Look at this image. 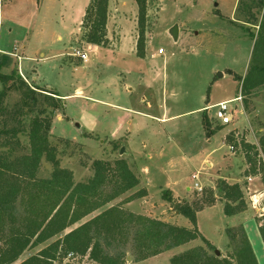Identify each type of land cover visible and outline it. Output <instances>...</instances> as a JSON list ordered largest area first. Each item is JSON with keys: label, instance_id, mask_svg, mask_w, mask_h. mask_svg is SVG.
Segmentation results:
<instances>
[{"label": "rangeland", "instance_id": "1", "mask_svg": "<svg viewBox=\"0 0 264 264\" xmlns=\"http://www.w3.org/2000/svg\"><path fill=\"white\" fill-rule=\"evenodd\" d=\"M117 1L110 8V28L113 33H116L119 30V19L126 18L128 24L123 27V30H128L133 35V20L135 17L138 20V3L136 0H125L124 7L120 8L119 0ZM133 1L137 4V11L134 9ZM260 1L148 0L146 54L144 57L137 56L139 64H148L150 79L153 80V93L146 92L143 87H137L140 83L138 80L137 88L130 94V105L144 113L162 115L166 112L174 118L167 124H161L138 111H125L68 96L66 107L55 116L51 128V143L58 147L61 166L73 171L76 182L87 181L93 175L94 160L125 158L124 153L120 152L121 148L126 146L125 142L122 139H110L117 134H125L131 151L140 154L136 156V159L141 162L145 160L148 165V173L144 179L147 191H149L146 199L145 197L135 199L129 205L124 204L125 208L159 219L173 217V213L179 212L163 199L164 190H170L177 198L179 196L190 203L201 202L208 188H212L211 180L216 177L217 170L221 169V173L229 179L228 181L225 179L228 183L238 182L242 186L247 202L245 211H248L250 216L246 221L255 225L256 219H263L264 216H259L261 211H256L252 207L251 193L247 189V177L251 174L247 173L249 166L246 158H242L244 154L241 148L236 146L231 149L240 158L236 160L226 145V142L231 145L232 140L240 143L243 138L251 143L257 141L255 144H258L260 135L264 131V87L251 95H244L242 94V82L237 79V75L243 77L248 70L254 46V35L258 33L256 18L260 20L264 11L260 7ZM61 7L60 4L59 6L56 4L54 6L56 14L53 11L52 16L56 15L59 18ZM174 25L179 26L180 37L177 41L171 34ZM136 29L139 36L138 24ZM147 34H149L148 46ZM78 40L77 50L81 52L84 42L80 37ZM113 41H116L115 36L112 41L108 39V43L101 47L106 51L114 50L116 46ZM52 47L57 49L58 45L53 43ZM160 48L164 50V53H159ZM155 53H157L156 57ZM35 55H38L37 58L41 57L38 52ZM109 58L110 54L104 52L93 55L92 61L96 62L94 64L96 68L89 74L83 70L73 71L72 68L62 66L58 59L49 60L36 67L35 63L28 59L23 63L24 73H22L18 58L13 56V64L4 71L10 72L13 67L18 66L20 74L25 76L31 87L50 91L57 89L63 95L72 94L75 80L101 82L98 79L101 75V78L106 81V90L113 91L118 64ZM33 68L36 69L35 73ZM220 72L223 76L219 74ZM2 89L3 85L0 82V90ZM143 93L154 102L153 109L141 102L140 95ZM109 94L110 92H104L101 97L108 98ZM24 96V89L12 86L8 90L6 100L8 105L13 107L22 102ZM236 97H242V102L233 101L231 103L232 108H236L234 122L225 126L217 124L214 117L216 108L213 105ZM199 108L202 109L199 110ZM97 111L101 112L100 119H98ZM204 115L213 128L218 126L222 129L214 133L211 143L204 141L202 145L192 144V138H195L200 129L204 127ZM85 120H89L90 124L85 123ZM82 122L84 126H93L94 131H84L85 127H80ZM77 123L80 124L77 125ZM227 131L225 142L224 135ZM19 136L23 145H28L27 135L21 133ZM190 153H195V156L192 158L191 155L188 160L185 155L188 156ZM208 153L211 154L209 160L213 162L212 167L204 161ZM169 156L176 158L178 165L174 167L167 165L165 160ZM229 164L231 166H228ZM229 167H231V172L228 176ZM52 171V164L44 159L39 176L48 177ZM195 174H198L203 190L194 188L193 176ZM253 176L262 179L261 174ZM218 180H215L213 188L217 201L203 206L197 212L198 228L205 238L215 244L216 250L226 247L229 241L226 228L235 226L239 220L244 222L245 219L241 217L239 219L235 215H226L224 211L226 200L219 194ZM140 187H142L141 184L137 188ZM252 187L256 189L254 185ZM137 188L121 195L106 207L120 202ZM104 208L86 216L81 222L89 220ZM262 208H264V201ZM174 220L171 223L191 226L190 220L182 214ZM252 237L255 252L261 264H264V248L257 238L255 239L253 235ZM196 243L203 244V240L198 239ZM41 245L27 249L19 261L44 246V244ZM112 251L115 250L112 249ZM173 253V251L164 252L153 261V264H172ZM127 255L129 256L127 264L143 262V260L134 261L131 250L127 252ZM54 264L99 263L88 255L76 254L73 258L61 255Z\"/></svg>", "mask_w": 264, "mask_h": 264}, {"label": "trees", "instance_id": "2", "mask_svg": "<svg viewBox=\"0 0 264 264\" xmlns=\"http://www.w3.org/2000/svg\"><path fill=\"white\" fill-rule=\"evenodd\" d=\"M136 1L139 7L137 55L144 57L148 0ZM260 3L264 9V0ZM109 4L110 0H91L87 7L83 25L88 29L84 34L88 43L99 46L108 43ZM256 21L258 33L254 35L248 70L243 77L237 75L244 95L264 87V11L262 18ZM12 64L13 56L0 52V82L3 85L0 90V264H54L61 255L70 252L88 255L99 264H127L129 250L134 261H142L196 239H202L204 244L173 255L171 263L259 264L243 224L226 228L231 249L227 255H218L216 247L200 232L197 212L216 201L213 188H208L201 202L191 203L164 190L163 199L186 216L191 226L125 208L124 204L148 195L144 187L106 207L140 186V177L126 158L96 159L89 180L76 182L73 171L61 166L58 147L51 143L53 119L64 110V98L56 91L31 87L18 66L10 72L4 71ZM12 86L25 90L24 100L13 107L6 100ZM203 125L207 136L222 129L213 128L205 115ZM21 133L27 135L28 145L21 142ZM232 142L231 145L241 148L246 158L247 173L261 174L264 181V131L258 144L245 138L240 143ZM44 159L53 166L48 177L39 176ZM218 188L226 200V215L246 210L247 202L240 183L219 179ZM102 208L92 218L81 222ZM261 220L259 231L264 241V218L258 221ZM53 237L57 238L18 261L27 249L38 247Z\"/></svg>", "mask_w": 264, "mask_h": 264}, {"label": "crops", "instance_id": "3", "mask_svg": "<svg viewBox=\"0 0 264 264\" xmlns=\"http://www.w3.org/2000/svg\"><path fill=\"white\" fill-rule=\"evenodd\" d=\"M90 2L91 0H0V52L8 53L12 56L17 57L20 70L22 71V73H24L23 63L24 61H28V59H30V61H33L35 63L34 64L35 67L37 65H42L43 63H46L49 60L58 59L62 66L72 68L73 71L83 70L85 71L86 74L93 72L94 69L96 68L94 67V64L96 62L92 61L93 55H97L101 52L109 53L110 54L109 59L112 62H116L118 64V67H116L117 68L116 74L114 76L115 80H114V85H113L114 87L113 91L106 90V87H107L106 81L105 79L101 78V75L98 78L101 82H98V81L95 82V81H90V80H87V81L86 80H83V81L75 80V83L73 85L74 91L72 92L71 95H63L57 89H55V91L58 92L64 98L66 104H67L66 97L74 96L76 98H81L86 101L95 102L100 105H104L108 107H115L116 109H123L125 111H131V112L138 111L142 113L143 115H146L147 118L151 120L159 121L161 124H167L169 121H171V119L174 118V116H170L166 112H163L162 115L154 114L151 112L144 113L140 110L133 108L132 105H130L131 104L130 94H132L133 91L137 87H143L145 88L146 92L151 91V93H153V80L150 79V71L148 68V64H139V60L137 56V38H138V34H137L138 32L136 29L137 24H138L137 18L135 17V19L133 20V25H134L133 35H132V32L128 30L126 31L123 30V27H125L128 24L127 23L128 20L126 18L119 19V23H120L118 27L119 30H117L116 33H113L110 28L111 26L110 8L112 7V5L116 4L118 1L110 0L109 18H108V23H107V29H108L107 38L110 41H112L113 37L115 36L116 41H113V44H115L116 49L106 51L105 49H103V47L88 43L85 39H83L85 32L88 30L83 24H84V17L86 14V9L89 6ZM134 3H135L134 9L137 11V6H136L137 4L136 2ZM56 4L58 6L59 4L62 6L61 7L62 11L60 13L59 18L58 16L56 15L52 16L51 14L54 11V6ZM118 5L120 8L124 7L125 0L124 1L119 0ZM53 13H55V11ZM148 35L149 34H147V39H148L147 46L149 43ZM79 37L81 38V41L84 42V47L81 52H87L88 54V58L86 60L76 55L78 51L77 44L79 41L78 40ZM179 37H180V32H179ZM53 43L58 45L57 49H54L52 47ZM37 52L39 56H41L40 58H37L38 55H35ZM156 54L157 53L154 54L155 57H156ZM150 65L151 64L149 63V66ZM32 70H34V73H35L36 69L33 68ZM138 80L140 81L141 84L139 83L138 84L139 86L136 87L137 85L136 83L139 82ZM104 92H107V93L110 92V94L108 95V98L101 97L103 96L102 94ZM140 96H141L140 100L142 103H146L147 107L150 109L154 108V102L152 101V99H150L149 97L147 98L145 96V93H143V95H140ZM201 109L202 108H199V110ZM61 112L62 111L58 112L57 114ZM100 113H101L100 111H97L98 119H100ZM95 117L94 119H96ZM84 122L90 124L89 120L87 121L85 120ZM78 124L80 123H77V125ZM82 125H83V122L82 124H80V127H83V128L85 127V130L83 129L84 131H87V132L94 131L93 126L90 127V125H88L87 127V126H84V125L82 126ZM228 131L224 135L225 142H226V136H227ZM214 135L215 134L211 136H207L206 131L203 127L202 129H200L199 134L195 138H192L193 140L192 144L202 145L204 141L206 142L209 141L211 143L212 137ZM110 139H113V140L122 139V141L125 142L126 146L123 147L125 150L124 157L128 158L127 160H128L130 167L140 177L142 187H145L147 189L145 185L146 182L144 179L146 174L148 173L147 172L148 165L146 161L143 160V162H141L140 160L136 159V156L140 154H138L137 152L131 151L129 140L125 134H117L111 137ZM226 145L228 146L229 150L231 151V154L236 158V160L240 159L238 154H235L234 152H232L231 149L233 148L231 147V145H229L227 142H226ZM128 150H130L131 152H129ZM197 154L198 153H196V155ZM191 155L193 158L195 156V153H190V155L188 156L185 155V158L189 160ZM210 155L211 154L208 153V156L204 159V161H206V164L209 167H212L213 162L209 160ZM149 158H151V155H149ZM242 158L245 159L244 156ZM165 161H166V164L169 165L170 167H174L175 165H178L176 164L177 162L176 158H172L170 156L167 157ZM228 166H231V165L229 164ZM230 172H231V167L228 168V176L230 175ZM218 179H226L227 181L229 180L226 177V175L221 173V169H218L216 173V177H213V179L211 180L212 188L215 187L214 186L215 180H218ZM247 179H248L247 189L250 191L251 196L255 195V197L260 198L263 203L264 201V182L262 181V179H259L258 176H253V175L248 176ZM198 182H200L199 178H198ZM200 185L202 186L201 183ZM252 185H254L256 189H254ZM146 197L148 196H145V199ZM178 199H181V198H179L178 196ZM131 202L127 204L129 205ZM137 213H141V212H137ZM142 214H145V213H142ZM179 215H180L179 213H173V217H168V218L160 217V218L163 220L169 221V222H174L175 221L174 219L178 217ZM234 215L236 217H239V219L240 217L245 218L244 222L239 220V223L236 225H239V224L244 225L247 231V234L249 236V239L252 243V246H253V240H254L252 237L253 235L255 239L257 238L260 241L262 247L264 248V241L259 231V224H260L259 221L256 219L255 225L249 224L247 222L249 220L248 218L250 217L248 215V211H243V212H240ZM70 229H72V227L67 228L64 231V233H67L68 231H70ZM56 238L57 237H53L49 241L43 243L44 246L45 244H48L49 242L54 241ZM197 240L198 239L192 240L189 243L175 247L168 251H173L174 252L173 254L175 255L177 253H180V252H183L189 249L192 246L204 244V242L203 244L196 243ZM211 243L215 245L213 242ZM216 251H218L219 254L221 255H225L228 252H230L231 249L229 247V241L226 247L220 250L217 249ZM164 252L143 260L141 264H153V261L158 259L160 255L163 254ZM256 256L259 261V264H261L262 262L258 258L257 254ZM263 258H264V255H263Z\"/></svg>", "mask_w": 264, "mask_h": 264}, {"label": "built area", "instance_id": "4", "mask_svg": "<svg viewBox=\"0 0 264 264\" xmlns=\"http://www.w3.org/2000/svg\"><path fill=\"white\" fill-rule=\"evenodd\" d=\"M159 53H164V50L162 48H160ZM76 55L80 56L84 60H86L88 58L87 52L77 51ZM23 77L25 78L24 75H23ZM233 101L242 102V97H236L234 99L223 100V101H220L217 104L213 105L216 108L214 117L217 120V124L225 126V125H229L232 122H234V115H235L236 108H232V106H231V103ZM231 147L235 148V146H233V145ZM193 177L195 179L194 180L195 181L194 182V188L196 190H203V186H201L200 183L198 182V175L195 174ZM251 200H252V206L254 207V209L256 211H261L259 213V216L263 217L264 216V208H262V200L260 198H256L255 195L251 196ZM75 255L76 254L73 252H70L67 254L68 258H73V257H75Z\"/></svg>", "mask_w": 264, "mask_h": 264}, {"label": "water", "instance_id": "5", "mask_svg": "<svg viewBox=\"0 0 264 264\" xmlns=\"http://www.w3.org/2000/svg\"><path fill=\"white\" fill-rule=\"evenodd\" d=\"M171 34L173 36V38L175 39V41L178 40L179 38V26L178 25H174L171 29ZM221 76H223V73H219ZM124 148H121V153H124ZM220 195H222V192H219ZM216 253L219 255V252L216 251Z\"/></svg>", "mask_w": 264, "mask_h": 264}]
</instances>
